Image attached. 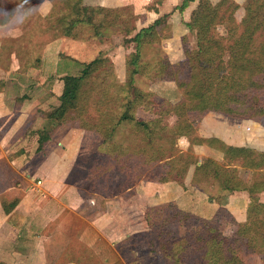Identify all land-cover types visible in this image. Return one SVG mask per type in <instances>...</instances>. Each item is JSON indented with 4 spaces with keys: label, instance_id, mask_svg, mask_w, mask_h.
<instances>
[{
    "label": "rangeland",
    "instance_id": "rangeland-1",
    "mask_svg": "<svg viewBox=\"0 0 264 264\" xmlns=\"http://www.w3.org/2000/svg\"><path fill=\"white\" fill-rule=\"evenodd\" d=\"M125 1L116 26L104 29L100 36L89 25H76L68 35L56 30L50 13L64 10L61 0H23L32 12L25 22L19 25L0 22V221L7 219L1 200L8 203L17 200L19 210L9 219L31 224L25 228L21 226L20 234L25 236L24 240H30L25 241V250H30L31 255L25 264H189L194 262L192 255H200V250H183L187 247L186 241L192 239L189 237L195 230H202L205 222L229 239H237L233 253L243 264H264V230L260 239L255 240L256 244L250 243L251 247L244 242L248 236L239 238L236 233L240 224H249L257 216L245 192L218 189L211 180L194 182L195 163L184 168L183 160H179L174 168L168 162L172 156L169 150L157 161L149 160L147 165L140 163L144 158H151V152L168 136L167 131H162L161 138L154 136L149 141L143 132L134 130L133 122L124 121L115 138L102 144L99 132L79 124L63 123L53 133L52 140L36 150L35 138L47 122L43 113L57 104L55 91L60 93L64 74H80L84 63L96 57L103 59L91 74L88 85L92 89L82 101L85 111L81 117L91 125L97 121L99 112L109 107L119 110L116 103L132 96L125 70L130 53L135 52V44L125 39L134 32L125 33V20L130 26L141 27L161 17L160 41L153 48H143V62L165 56L172 63L181 62L185 60L186 47L197 48L196 27L207 21L196 16L192 28L185 25L195 14L197 0L191 1L182 11L177 7L183 0ZM234 1L239 5L234 17L242 22L248 0ZM20 2L0 0V10L10 12ZM45 5H51V11L41 16ZM217 32L226 35L225 25H218ZM198 71L193 73L187 67L182 76L192 91L200 85ZM108 75L113 77L106 79ZM102 78L110 81L104 97L99 92L105 85ZM133 79L134 86L144 92L134 113L144 120L160 117L150 109L151 106L155 108L152 101H158L162 109L166 101L174 104L183 96L172 80H152L142 73L134 74ZM91 80L98 83L97 91ZM175 121L176 116L171 111L163 117L162 124L172 126ZM196 132L202 137L217 136L228 144L264 150V119H241L209 111L198 122ZM188 146L185 137L177 138L178 152L188 151ZM190 151L197 163L204 158L224 161L221 151L206 144L193 145ZM233 165L240 178L251 182L254 170L237 162ZM149 173L155 178L165 176L167 181H150L145 177ZM136 175L138 178H134ZM58 177L62 178L61 183L78 186L85 198L94 195L95 204L89 209L81 208L83 219L52 204L49 193L61 188ZM261 194L259 198L264 201V193ZM165 204L188 212L190 216L170 221L168 210L171 206ZM3 225L5 223H0V257L4 236L5 245L12 244L7 238L12 233ZM153 226L162 230L159 237ZM36 234L44 238L53 235L60 244L44 247L43 237L33 240ZM39 251L46 255L45 260L36 254ZM69 256L73 259H68L67 263L65 257ZM103 256L107 259L101 258ZM0 264L22 262L6 259L0 260Z\"/></svg>",
    "mask_w": 264,
    "mask_h": 264
},
{
    "label": "trees",
    "instance_id": "trees-1",
    "mask_svg": "<svg viewBox=\"0 0 264 264\" xmlns=\"http://www.w3.org/2000/svg\"><path fill=\"white\" fill-rule=\"evenodd\" d=\"M191 1L194 0H183L177 9L182 11ZM61 2L65 7L64 10L53 11L54 14L50 13V18L53 20L52 26L64 35L71 34L70 29L76 25H89L93 27L95 34L100 36L104 29L116 26L123 12V7L86 5L83 0H61ZM238 7L239 5L234 0H218L214 3L212 0H197L195 14L185 25L192 28L195 25L196 16L202 17L207 22L196 27L197 48L190 50L186 47L185 60L177 63L170 62L166 56L151 60V62L141 61L143 48L145 46L153 48V45L160 41L158 34L161 17L141 27L130 26V23L125 20L123 24L125 33L134 32L132 36L125 39L126 42L135 44V52L130 53L125 70L126 83L132 89V96L116 103L119 110L109 107L99 112L97 121L91 125L81 117L85 111L82 101L83 96L88 95L92 89V86L88 85L91 74L93 71L96 72L103 59L96 57L84 63L80 74H64L61 77L63 82L61 92L56 95L57 104L43 113L47 122L37 138L36 150H41L63 123L79 124L82 128L99 132L102 135V144L115 138L119 126L124 121L133 122L134 130L143 132L144 136L149 137V141L154 136L161 138L162 131H167L168 136L166 139L162 138L160 144L151 152V158L148 160L144 158V161L140 163L147 165L149 160L157 161L169 150L172 156L169 154L168 162L172 167L176 168L179 160H183L184 168L191 162L195 163L192 176L194 182H199L198 179L206 182L211 180L213 185L221 190L246 191L257 216L249 224H240L236 233L239 238L248 236V240L244 242L249 247H251L250 243L256 244L255 240L260 239L264 230V202L259 198V193L264 190V150H255L245 145L228 144L217 136L202 137L196 132L198 122L209 111L241 119H264V0H248L244 5L242 22H238L234 17ZM98 16H101L100 19ZM220 24L225 25L226 35L217 32V26ZM157 53H160V50H157ZM187 67L193 73L199 70L197 74L200 77V85L197 90L189 89L188 83L182 78ZM137 73L146 74L152 80L174 81L182 92V98L174 104L166 101L162 109L158 101H152L155 108L151 106L150 109L160 117L156 116L157 118L147 121L135 116L134 108L138 103L140 104L144 96V92L133 84V75ZM108 76H105L106 79L113 77ZM106 79L102 78L105 85L99 91L103 97L110 86V81ZM91 82L97 91L98 83L94 80ZM146 94L152 96V93ZM171 111L176 116L174 125L162 124L163 117ZM178 137L187 139L188 151H177L175 143ZM202 144L221 151L224 161L204 158L197 163V158L190 150L193 145ZM144 151L145 149L141 154L144 155ZM235 162L255 171L251 182H245L236 174V169L233 167ZM145 177L150 181H167L165 176L155 178L151 173ZM17 203V200L10 203L1 200L6 214L15 208ZM165 205L171 206L170 204ZM168 214L170 221L186 219L190 216L188 212L173 206L169 208ZM204 224L205 227L202 230H195L189 237L192 239L186 241L188 244L183 250L189 252L188 248L192 251L200 250V255H192L193 258L195 257L194 262L190 261L189 264H243L233 253L238 243L237 239H229L218 229L210 227L207 222ZM153 227L155 232L159 233V237L162 230ZM166 239L168 241V238ZM239 242H241L240 239ZM204 248L206 251L203 252Z\"/></svg>",
    "mask_w": 264,
    "mask_h": 264
},
{
    "label": "crops",
    "instance_id": "crops-1",
    "mask_svg": "<svg viewBox=\"0 0 264 264\" xmlns=\"http://www.w3.org/2000/svg\"><path fill=\"white\" fill-rule=\"evenodd\" d=\"M84 1V0H83ZM239 4H241V2L237 1ZM127 2L125 0H86L84 2V4L86 5H98V6H105V7H111V8H115V7H123L124 4H126ZM156 14V13H155ZM149 17H152L151 15H149ZM61 92V91H60ZM55 94L56 95H59L60 93L59 92H56L55 91ZM77 129V128H75ZM57 131V130H56ZM54 137V135L52 134L51 136V139L48 140L44 145H46L48 142H50L52 140V138ZM35 144H37V139L35 138ZM237 145V144H235ZM240 145V144H239ZM44 147V146H43ZM60 180H59V185L58 186H61L60 189H57L55 192H51L49 193L50 197H51V202H53L52 204L54 205V207H56L57 209H63V210H69L71 212H74V214H76L78 217L80 216L81 219L82 218V215L80 213L81 212V208H85V206L87 207V209L91 208L92 207V204H95L94 202V195L91 194L90 196H86L87 198H85L81 191L79 190L78 186L74 185L73 183H61V180L62 178L61 177H58ZM61 184V185H60ZM58 188V187H57ZM239 192H245L248 196V193L246 191H239ZM233 193V192H232ZM261 193H264V190L261 191L259 193V195ZM262 196V194H261ZM249 197V196H248ZM264 202V201H263ZM85 204V205H84ZM20 205L17 203V205L15 206V208H13V210H11V212H9L8 214H5V217H7V219L3 220L2 222L0 221V223H5V225H3V228L6 226L10 229L11 231V235L7 238L10 240V242L12 244H8V245H5V240L6 237L4 236V240L2 241V258L0 257V260H13V259H16V260H19V263L22 262V264H25V261L29 258H31V255L29 254V251H26L25 250V241L23 237H25L24 235L22 236L20 233H21V226H31V224L27 223L25 220L24 221H20L18 223H15L14 221L10 220L9 218L11 216H14V214H16L15 212H18V207ZM29 213H31V211H29ZM59 214V212H58ZM58 214L56 216H58ZM38 227V225H35ZM41 233V232H40ZM42 238L43 235H39L37 236L34 235L33 236V240L36 238ZM21 241V242H20ZM26 242H30L29 241H26ZM34 243L36 241H33ZM17 244V246H14V247H11L13 244ZM42 245H44V247L46 245L49 244V246H56L57 244L59 245L60 244V241L57 240V238L55 239L53 237V235H49V237H46L44 238L43 237V242L41 243ZM8 246V249H6ZM31 251H32V247H31ZM87 252H89V250H87ZM33 254V253H32ZM39 257L43 258L45 260L46 258V255L43 254V251H39L38 253H36ZM33 257V256H32ZM51 259L55 258V257H50ZM103 258L104 260L107 259V257H101ZM68 259L70 261H72L73 257L72 256H69V257H65V262L69 263L68 262ZM51 262V261H50ZM51 264V263H49ZM71 264H76L75 262L71 263Z\"/></svg>",
    "mask_w": 264,
    "mask_h": 264
},
{
    "label": "clouds",
    "instance_id": "clouds-1",
    "mask_svg": "<svg viewBox=\"0 0 264 264\" xmlns=\"http://www.w3.org/2000/svg\"><path fill=\"white\" fill-rule=\"evenodd\" d=\"M51 11V5H45L41 11V16H47ZM32 12L29 8L26 7L23 0L20 3L16 4L10 12H4L0 10V19L4 20L7 23H13L16 25L22 24L25 22L30 16Z\"/></svg>",
    "mask_w": 264,
    "mask_h": 264
},
{
    "label": "built area",
    "instance_id": "built-area-1",
    "mask_svg": "<svg viewBox=\"0 0 264 264\" xmlns=\"http://www.w3.org/2000/svg\"><path fill=\"white\" fill-rule=\"evenodd\" d=\"M249 128H250L249 126H246V127H245L246 130H249ZM39 182H40V181H38V183H39Z\"/></svg>",
    "mask_w": 264,
    "mask_h": 264
}]
</instances>
